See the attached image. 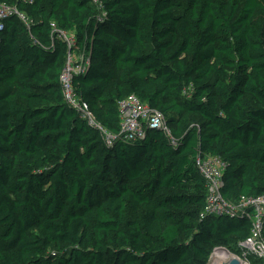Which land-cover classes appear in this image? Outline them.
<instances>
[{"label":"trees","instance_id":"1","mask_svg":"<svg viewBox=\"0 0 264 264\" xmlns=\"http://www.w3.org/2000/svg\"><path fill=\"white\" fill-rule=\"evenodd\" d=\"M0 0V264H207L238 252L245 216L202 217L199 155L226 162L223 198L264 196V0ZM55 24L56 28L52 27ZM76 94L120 132L138 97L163 130L108 145L67 105ZM254 264H264L255 261Z\"/></svg>","mask_w":264,"mask_h":264},{"label":"built area","instance_id":"2","mask_svg":"<svg viewBox=\"0 0 264 264\" xmlns=\"http://www.w3.org/2000/svg\"><path fill=\"white\" fill-rule=\"evenodd\" d=\"M92 4L101 7L99 0H92ZM12 15H17L24 24L30 27L31 20L25 14L18 12L15 7L0 4V30L3 28L5 20ZM52 27L56 28L55 24H52ZM57 33L70 47L67 64L60 79L65 103L95 126L108 145H112L120 139L142 140L147 131L154 130L165 131L172 144L177 145V141L171 138L165 116L150 108L134 95L119 102L120 132L118 134H112L97 125L92 118L88 104L83 102L74 90V74L81 70L78 62L83 64V60L75 58L72 53V47L75 46L74 34ZM196 165L207 182V201L202 217L246 216L252 223L250 236L239 244L238 252H232L225 247H216L207 264H232L233 261H237L239 264H254L255 261H264V196L243 198L238 203L229 202L223 198V189L226 186L224 178L226 162L217 156L199 155Z\"/></svg>","mask_w":264,"mask_h":264},{"label":"rangeland","instance_id":"3","mask_svg":"<svg viewBox=\"0 0 264 264\" xmlns=\"http://www.w3.org/2000/svg\"><path fill=\"white\" fill-rule=\"evenodd\" d=\"M74 57L75 58H78V59H82L83 60V65H88L89 64V62H88V60H86V58L84 57V54H83V52L82 51H80V50H76V52L74 53ZM84 58V59H83Z\"/></svg>","mask_w":264,"mask_h":264},{"label":"water","instance_id":"4","mask_svg":"<svg viewBox=\"0 0 264 264\" xmlns=\"http://www.w3.org/2000/svg\"><path fill=\"white\" fill-rule=\"evenodd\" d=\"M232 264H239L237 261H233Z\"/></svg>","mask_w":264,"mask_h":264}]
</instances>
